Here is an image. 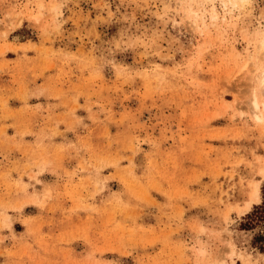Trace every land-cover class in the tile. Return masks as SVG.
<instances>
[{
	"label": "rangeland",
	"instance_id": "374dc122",
	"mask_svg": "<svg viewBox=\"0 0 264 264\" xmlns=\"http://www.w3.org/2000/svg\"><path fill=\"white\" fill-rule=\"evenodd\" d=\"M263 36L264 0H0V264H264Z\"/></svg>",
	"mask_w": 264,
	"mask_h": 264
},
{
	"label": "bare ground",
	"instance_id": "6f19581e",
	"mask_svg": "<svg viewBox=\"0 0 264 264\" xmlns=\"http://www.w3.org/2000/svg\"><path fill=\"white\" fill-rule=\"evenodd\" d=\"M194 14V15H193ZM191 16H194L192 17L191 21L192 23L198 27V18L199 17V13L195 12V11H192L191 10V13H190ZM213 18H215L216 16L214 15L213 13ZM203 19V18H202ZM264 56V36L261 37L260 41H259V45H258V60ZM259 85H260V90L264 93V70L262 71L261 73V76H260V80H259ZM261 106H263V109H264V102L263 104L261 105V102H260V97L258 96L257 92L254 93L253 97H252V107L254 109V114L257 118H261ZM258 188H255L254 190V197L259 199V194H258ZM261 197V196H260ZM249 205L247 204L246 205V208H248Z\"/></svg>",
	"mask_w": 264,
	"mask_h": 264
}]
</instances>
